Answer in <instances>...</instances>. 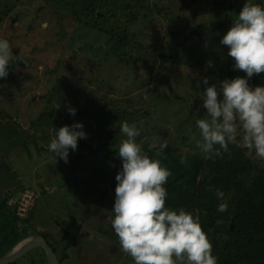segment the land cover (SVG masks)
<instances>
[{"label":"rangeland","instance_id":"obj_1","mask_svg":"<svg viewBox=\"0 0 264 264\" xmlns=\"http://www.w3.org/2000/svg\"><path fill=\"white\" fill-rule=\"evenodd\" d=\"M67 1L0 0V37L14 54L7 80H0V203L6 201L19 223L30 218L33 232L47 233L62 264H133L119 240L106 234L116 235L114 179L126 139L119 125L135 123L143 149L161 150L166 142L163 152L215 160L192 138L200 139L196 119L208 116L195 101L204 77L211 85L246 75L219 43L244 0H145L140 7L99 0L103 17L88 26L77 23ZM249 83L264 84V72ZM68 107L77 109L74 116ZM74 122L83 123L87 138L78 139L67 163L55 160L48 149L55 128ZM99 134L108 138L93 145ZM242 135L220 160L229 161L227 168L251 166L252 175L264 171V158L244 146ZM210 173L205 164L198 194L209 193ZM237 194L225 192L228 208ZM191 212L207 220L205 210ZM75 237L77 245L69 247ZM45 253L35 248L14 264H48Z\"/></svg>","mask_w":264,"mask_h":264},{"label":"clouds","instance_id":"obj_2","mask_svg":"<svg viewBox=\"0 0 264 264\" xmlns=\"http://www.w3.org/2000/svg\"><path fill=\"white\" fill-rule=\"evenodd\" d=\"M219 43L227 46V55L234 59L233 68L246 75L211 85L207 77L203 78L206 87L199 107L206 109L208 116L196 119L200 139L195 134L192 138L201 153L220 156L229 151V145L239 142L237 137L242 132L244 146L264 158V84L253 87L249 83L254 74L264 72V2L244 0ZM13 58L10 42L0 37V80L8 76ZM207 63L212 66L211 61ZM67 111L74 116L77 109L68 107ZM119 131L126 139L117 151L122 167L115 176L118 183L111 227L122 251L133 264H218L200 215L184 207L166 206L169 193L165 185L172 173L137 142L140 128L123 121ZM84 138L87 133L82 122L63 125L55 128L48 149L55 160L59 157L67 163L70 149L76 150L78 139ZM166 146L165 142L159 147L164 150ZM180 162L186 163L187 156H181ZM209 188L223 201L217 211H227L224 191Z\"/></svg>","mask_w":264,"mask_h":264},{"label":"trees","instance_id":"obj_3","mask_svg":"<svg viewBox=\"0 0 264 264\" xmlns=\"http://www.w3.org/2000/svg\"><path fill=\"white\" fill-rule=\"evenodd\" d=\"M130 1L132 7H140L143 2L145 3V0ZM67 3V10L72 12L75 20L80 25L95 24L91 23L92 20L99 22L100 17H103L100 15L102 14L103 6L99 0H81V3H78L77 0H68ZM185 3L186 1L184 0V5ZM145 7L149 8V4L148 6L145 5ZM177 7L179 10L183 9L180 5ZM217 7L220 8V5H217ZM217 10L219 11V9ZM217 10L214 12L215 14H217ZM170 11L168 10L166 13ZM157 12L161 14V10H158V8ZM133 14L135 13L132 12V16ZM152 17L156 16L153 15ZM180 17L181 15L177 16L178 19ZM11 68L12 65L9 66V71ZM2 80L6 81L7 77ZM144 151L150 157L160 159L171 170L172 174L165 185L169 193L166 204L170 208L184 207L186 210L191 211L194 207H199L206 211L207 220L201 219L202 226L211 240L213 254L218 257V264H264L263 170L258 174L252 175V167L241 163L237 167L230 165L227 168L225 165L229 161L223 164L217 155L215 160L210 159L206 163L203 157L198 155L172 154L149 147H144ZM181 156H187L186 163L182 164L180 162ZM205 164L211 169V173L207 176V182L212 181L208 183L212 189L224 188V193L232 188L238 190L236 198H233V202L228 208L227 212L229 213L225 215L223 212L217 211L220 200L217 199L214 190L209 188V193L206 196L197 192L199 187L202 186L199 177ZM114 180H111L108 186L113 185L115 183ZM213 181H217V183L214 184ZM229 216H231L232 221ZM220 220L222 221L220 222ZM19 222V217L10 212L6 201L1 202L0 259L32 234L45 237L56 252V248L49 240L47 233L36 232L35 230L33 232V224L30 218L24 219L21 223ZM106 234L111 239L119 240L117 235L109 231ZM76 245L77 237L74 238L73 243L69 247ZM43 251L45 253V249ZM67 256L68 254L64 258ZM59 258L61 262L64 260L61 257Z\"/></svg>","mask_w":264,"mask_h":264},{"label":"water","instance_id":"obj_4","mask_svg":"<svg viewBox=\"0 0 264 264\" xmlns=\"http://www.w3.org/2000/svg\"><path fill=\"white\" fill-rule=\"evenodd\" d=\"M198 103H201L202 105L203 102L201 99H196L195 104ZM202 109L203 107L200 108V113H202ZM107 138L108 136H100L99 134L96 137V140L92 139L93 145H97L98 142ZM38 247L45 249L48 264H62L57 252H55V250L52 248V246H50L49 242L43 236L29 237L21 241L0 259V264H13L31 250Z\"/></svg>","mask_w":264,"mask_h":264}]
</instances>
